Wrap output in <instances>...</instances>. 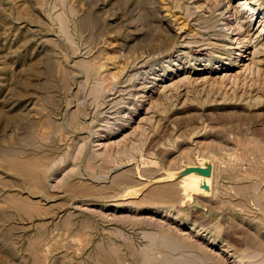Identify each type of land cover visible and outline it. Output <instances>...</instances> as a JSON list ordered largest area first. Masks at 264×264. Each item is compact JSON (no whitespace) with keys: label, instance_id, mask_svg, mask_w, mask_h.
Returning <instances> with one entry per match:
<instances>
[{"label":"rangeland","instance_id":"obj_1","mask_svg":"<svg viewBox=\"0 0 264 264\" xmlns=\"http://www.w3.org/2000/svg\"><path fill=\"white\" fill-rule=\"evenodd\" d=\"M242 1L0 0V264H264V0L239 57L222 27Z\"/></svg>","mask_w":264,"mask_h":264},{"label":"bare ground","instance_id":"obj_2","mask_svg":"<svg viewBox=\"0 0 264 264\" xmlns=\"http://www.w3.org/2000/svg\"><path fill=\"white\" fill-rule=\"evenodd\" d=\"M207 7H208V5H207ZM236 7H235L233 13H228L229 11H227L228 15L224 17V19H223L224 22L222 23V27H223L224 31H227L225 35L228 37V40H229V42H228L229 50H227L228 51L227 53H229L231 51L232 54L234 53V54H236V57H239L240 54L245 52V50L243 51V49H245L244 41H247V38H248V36H245L242 33L244 31H246L247 33L250 32L249 27L251 25V21L255 18V16L257 17V15L259 14V12L257 11V8H259V7H257V6L255 7V5L253 4V0L252 1L251 0H243ZM190 8L192 9V7H190ZM192 10H194V9H192ZM232 15H234V16H232ZM245 24L247 26H246V29L243 30ZM181 28L182 27H180V29ZM263 28L264 27H262V29ZM262 29H261V31H262ZM213 43H215V42H213ZM195 51H196L195 52L196 57L204 56L202 49H197ZM258 52H259V50L255 49L253 51V55L258 53ZM235 59L237 60V58H235ZM205 169H206L205 162L200 164V165H197L195 167H189L186 169V171L188 173H190L189 176H192V177H194L193 179H195V182H192V183H194L193 187L191 184L192 194H196L197 196H204L206 194L207 185H208L210 177H209V175L205 174ZM182 172H183V170H181V168H180V170H177L176 172H174L172 178L179 176ZM189 176H186V178ZM187 179H189V178H187ZM259 254H260L259 251H255V252H252L247 257L254 259V258H257L259 256ZM206 258L208 259L207 255H206L205 259ZM201 261L203 262L202 264H207L204 260H201ZM259 262L264 263V257H262L261 261H259Z\"/></svg>","mask_w":264,"mask_h":264}]
</instances>
